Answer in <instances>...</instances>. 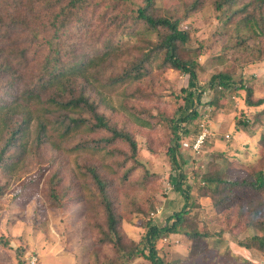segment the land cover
Returning a JSON list of instances; mask_svg holds the SVG:
<instances>
[{"label":"rangeland","instance_id":"374dc122","mask_svg":"<svg viewBox=\"0 0 264 264\" xmlns=\"http://www.w3.org/2000/svg\"><path fill=\"white\" fill-rule=\"evenodd\" d=\"M141 1L131 0L136 4ZM162 2L168 4L171 0H158L156 4L160 6ZM5 22H8L7 18ZM4 23L0 24V39L9 35L12 41L17 42L14 59L10 61L23 72L27 83L36 71L41 55L48 49L46 42H55L59 38L68 44H75L76 51L80 52L81 38L75 36L74 28L69 27L61 36L53 34L52 30L43 31L24 55L26 65L21 67L16 65L18 58L15 52L27 46L30 35L11 27L7 33ZM187 24L191 27L188 48L198 50L195 62L199 87L206 86L215 73L226 71L235 81L244 78L246 85L252 88L254 98L264 97L262 36L259 37L252 28H247L246 38L250 39L251 47L261 50L257 55L261 58L256 57L254 62H242L243 54L234 53L233 39L225 35L210 6H205L192 16ZM1 43L3 46L4 42ZM35 47L40 48V51H36ZM153 56L149 64L150 76L143 81L128 79L115 85H106L103 79L116 74L120 64H112L111 69L108 63H104L101 67L104 73L97 76L99 81L91 80L92 87L85 89V94L97 104V112L110 119L111 124L118 129L128 131L137 143L136 160L140 166L130 172L126 184L119 182L122 172L117 168V162L127 159L125 146L118 144L117 150L122 153L115 156L111 155L108 148L82 147L89 139L103 136V132H91L82 126L64 134L65 125L59 123L62 115L58 107L48 102H20L12 105L8 111L0 112V147L9 136V129L5 125L15 128L22 120H27L23 132L18 134L9 151L21 153L20 161L10 167L5 163L0 167V264H26V260L33 255L39 258L38 264H126L118 258L125 254L127 246L140 242L145 233L144 224L149 221L162 224L169 214L168 202L178 198L181 200L170 184L174 171L170 164L169 149L176 145L171 125L179 116L186 93L193 89H186L187 75L171 68L160 69L161 59ZM214 58H220L222 63ZM2 68L3 64L0 66ZM12 78L0 73V100L8 94L5 93L4 84ZM239 86L240 83H237L234 89L218 88L221 91L219 94L215 90L203 92L201 104L198 105V117L182 124L188 131L187 135L182 137L183 130H179L182 140L176 148V156L185 162L182 170L187 176L186 183L191 185V195L200 204L192 214L197 216L199 228L207 229L212 237L205 238L201 243L202 251L197 250L193 256H190V250L194 244L185 235L163 238L158 250L164 263L233 264L231 259L235 258L237 262L247 259L251 264H264V254L245 251L218 240V233L224 239L230 235L245 236L246 233L241 227L226 232L225 214H220L217 208L212 207L210 198L200 194L197 188L199 184L202 185L198 183L201 176L215 173L217 177L223 178L226 169L233 178L246 172L250 165L262 168L264 173V162H259L262 156L259 137L264 135V120L260 124L254 122L247 128L237 123L245 118L252 122L263 107L247 108L244 103L245 92ZM211 100L213 103L207 104ZM60 111L64 112L62 109ZM8 112L12 114L8 115ZM70 115L88 117L79 111L71 112ZM39 123L45 125L44 139L35 149ZM200 123L207 127L210 135L198 152H193L185 148L184 144H191L195 140ZM182 125L180 129H183ZM89 165H96L101 176L112 184L110 199L117 219L120 244L106 242L101 245L98 241L99 230L107 232V226L93 195L89 177L82 174ZM46 166L48 169L38 186L27 185L38 168ZM55 171L60 179L57 191L68 195L65 208L49 204L46 180ZM243 199L244 196L240 201ZM76 202L80 205L69 206ZM80 210H83L82 214ZM71 211L76 220H70ZM114 244H117L116 248ZM226 247L229 248L228 253ZM127 264L149 262L137 256Z\"/></svg>","mask_w":264,"mask_h":264},{"label":"trees","instance_id":"16d2710c","mask_svg":"<svg viewBox=\"0 0 264 264\" xmlns=\"http://www.w3.org/2000/svg\"><path fill=\"white\" fill-rule=\"evenodd\" d=\"M157 2L158 0H142L140 4H136L131 0H0V24L4 23L5 18L8 19V22L4 23L8 29L7 33L11 27L30 35L27 46L15 52L18 58L16 65L25 67L24 55L43 31L52 30L53 34L61 36V33H65L70 27L74 28L75 36L81 38L80 52L76 51L75 44H68L59 38L55 42H46L48 49L41 55V61L28 83L23 72L10 61L14 59L17 42L12 41L9 35L0 39V61L6 60L0 62V66L3 64L0 73L6 74L7 78L13 77L4 84L5 93L8 94L0 100V112L8 111L12 105L20 102H48L58 107L62 115L59 123L65 125L64 134L72 128L82 126L91 132H103V136L89 139L82 147L108 148L111 155L115 156L122 153L117 150V145L125 146L127 159L117 162L118 171L122 172L119 181L122 185L128 182L130 172L140 166L136 160L137 143L128 131L118 129L111 124L110 119L97 112V104L85 94V89L92 87L91 80L99 81L97 76L104 73L101 69L104 63H108L109 68L112 64H120L116 74L103 79L106 85H115L128 79L143 81L150 76L149 64L153 54V57L161 59L160 69L171 68L188 76L186 89L193 90L186 93L179 116L172 122L171 130L176 145L169 149L170 164L174 171L170 184L172 191L177 197H181V200L178 198L168 202L169 214L165 216L162 224L157 225L150 221L144 224L145 233L140 242L127 246L125 254L118 258L126 264L137 256H142L149 264H167L160 255L158 244L170 235L188 237L194 244L190 256L196 254L199 249L202 251L203 240L212 237L207 229L199 228L198 218L192 214L200 204L195 202L191 195L192 187L186 183L187 176L182 170L185 162L176 156L179 142L188 133L182 124L198 117L202 93L215 90V93L219 94L221 91L218 88L234 89L237 83H240L239 88H243L245 92V106L263 108L258 111L252 122L245 118L237 123L247 128L254 122L260 124L264 120V97L254 98L252 88L246 85L244 78L235 81L229 72L223 71L212 75L206 86H198L195 62L198 50L188 48L191 27L187 24L192 16L205 6H210L216 13L225 35L230 40L233 39L234 53L243 54L242 62H254L256 57L261 58L257 56L261 50L250 46V39L246 38L247 28H252L259 37L264 38V0H171L168 4L162 2L160 6ZM1 41L4 42L3 46ZM11 48L14 49L10 50ZM39 49L35 47L36 51ZM214 59L222 63L220 58ZM211 103L212 100L207 102L209 105ZM61 109L64 112H61ZM74 111L85 113L88 117H72L70 113ZM11 114L8 112V115ZM26 122V119L22 120L15 128L5 125L6 129H9V136L0 147V167L5 164L10 167L20 161L21 153L9 151L19 137L18 134L23 132ZM181 125L183 129H180ZM44 130L45 125L39 123L35 149L43 143ZM179 130H183L182 137L178 134ZM259 147L262 151L259 162H264V135L259 137ZM128 161L131 162L130 166ZM47 169V166L39 167L27 185L38 186ZM261 169L250 165L246 172L234 178L227 169L223 178L217 177L215 173L205 174L199 178L198 183L202 185L199 184L197 188L200 194L210 198L212 207L217 208L220 214H225L226 232H232V228L239 227L245 230V236L230 235L226 239L218 233L219 241L230 243L245 251L264 254V173ZM82 174L89 177L93 195L107 226V232L99 230L98 241L101 245L106 242L120 244L121 237L117 232V219L110 199L112 184L101 176L96 165L85 167ZM59 182L57 171L51 173L46 180L47 196L51 206L65 208L68 195L57 191ZM242 196L247 201H240ZM75 205L80 203L69 204L70 207ZM82 213L83 210H80V214ZM74 219L71 211L70 220ZM117 244L113 245L114 248ZM226 252H229L228 247ZM231 260L233 264H251L247 259H239L240 262L235 258Z\"/></svg>","mask_w":264,"mask_h":264},{"label":"built area","instance_id":"2783aa9c","mask_svg":"<svg viewBox=\"0 0 264 264\" xmlns=\"http://www.w3.org/2000/svg\"><path fill=\"white\" fill-rule=\"evenodd\" d=\"M209 135L210 133L207 131V127L204 124L200 123L198 125L197 137L193 142H191V144L185 143L184 147L193 152H198L199 148L208 139ZM38 262H39V258L35 255L31 256L26 260V264H38Z\"/></svg>","mask_w":264,"mask_h":264}]
</instances>
